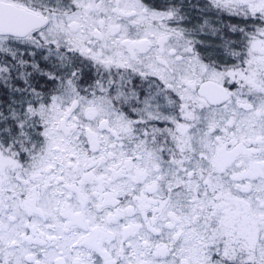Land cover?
Masks as SVG:
<instances>
[{"label":"snow or ice","instance_id":"snow-or-ice-1","mask_svg":"<svg viewBox=\"0 0 264 264\" xmlns=\"http://www.w3.org/2000/svg\"><path fill=\"white\" fill-rule=\"evenodd\" d=\"M0 264H264V0H0Z\"/></svg>","mask_w":264,"mask_h":264}]
</instances>
